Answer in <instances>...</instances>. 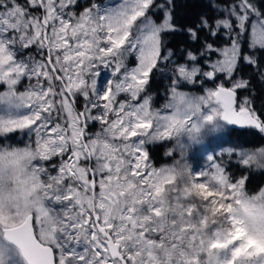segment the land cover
Returning <instances> with one entry per match:
<instances>
[{"label":"snow or ice","instance_id":"snow-or-ice-1","mask_svg":"<svg viewBox=\"0 0 264 264\" xmlns=\"http://www.w3.org/2000/svg\"><path fill=\"white\" fill-rule=\"evenodd\" d=\"M221 2L0 0V264H264V0Z\"/></svg>","mask_w":264,"mask_h":264},{"label":"trees","instance_id":"trees-1","mask_svg":"<svg viewBox=\"0 0 264 264\" xmlns=\"http://www.w3.org/2000/svg\"><path fill=\"white\" fill-rule=\"evenodd\" d=\"M178 5H183L186 3H191L192 0H176ZM197 2H200V0H197ZM211 3L213 5L220 3L221 7H223V4L221 0H211ZM191 11L190 9L184 8V7H178L176 10V19L179 22L181 26H191ZM211 14H215L210 9L208 10ZM168 47L172 48L174 52H176L178 55L175 58L179 57V50L184 47H188L189 50L192 48L198 47V45L194 43L189 42V38L186 35H173L169 36L168 38ZM169 81L163 77V76H157L154 80V82L151 85V93L154 96V107L159 106L162 104L165 100V90L168 86ZM255 89L257 91V98L256 103L259 105L260 103L264 102V93H261L260 91V85L256 84ZM184 90H198L193 86H189L188 88ZM243 90L239 92V95H246ZM225 137L228 139V137L225 135ZM231 139L236 141L237 143H241L243 141H248L250 144H255L259 141L258 136H237L236 133L232 134ZM162 148L163 146H157L151 151V155L153 157V160L157 162V165L159 166L163 162L162 158ZM245 175H249V173L246 171L244 173ZM264 184V173L255 171L251 173V184L249 185L250 188H255L256 186H262Z\"/></svg>","mask_w":264,"mask_h":264},{"label":"rangeland","instance_id":"rangeland-1","mask_svg":"<svg viewBox=\"0 0 264 264\" xmlns=\"http://www.w3.org/2000/svg\"><path fill=\"white\" fill-rule=\"evenodd\" d=\"M209 86H211V85H209ZM188 91L196 92L198 90H188ZM162 104H160L159 106H161ZM159 106H157V107H159ZM92 130L94 131L95 129H92ZM223 139H227V138L225 137V135L218 133L216 135V138L212 140V143H209L208 138H205L203 145H193L192 149H190V163L193 165L194 169H197L206 163L205 160L203 159L205 152L210 151L211 148L213 146H215V144L219 143ZM19 140H20V137H19V135H17L15 138H13V140L11 142L13 144H17V141H19ZM18 146H23V145L21 143V144H18ZM229 146L230 145H228V144L224 145L225 148H227ZM167 147H169V145H163V148H162V158L164 159L162 164L171 162V161L167 160L163 155L164 151L166 150ZM217 151H219V149H217ZM262 186H264V184Z\"/></svg>","mask_w":264,"mask_h":264}]
</instances>
